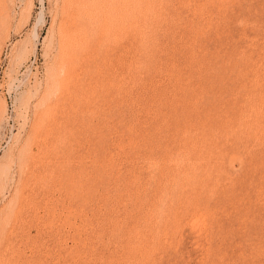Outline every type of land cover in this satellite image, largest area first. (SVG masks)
<instances>
[{
    "label": "rangeland",
    "instance_id": "rangeland-1",
    "mask_svg": "<svg viewBox=\"0 0 264 264\" xmlns=\"http://www.w3.org/2000/svg\"><path fill=\"white\" fill-rule=\"evenodd\" d=\"M0 242L264 264V0H0Z\"/></svg>",
    "mask_w": 264,
    "mask_h": 264
},
{
    "label": "bare ground",
    "instance_id": "bare-ground-1",
    "mask_svg": "<svg viewBox=\"0 0 264 264\" xmlns=\"http://www.w3.org/2000/svg\"><path fill=\"white\" fill-rule=\"evenodd\" d=\"M87 15H88V14H87ZM67 32H68V31H67ZM67 32H66V33H67ZM76 34H77V33H76ZM77 35H78V34H77ZM63 36H64V33H63ZM72 38H74V37H72ZM70 40H71V39H70ZM77 41H79V40H77ZM69 49H70V48H69ZM13 224H14V223H13ZM11 227H12V226H11ZM2 230H3V229H2ZM5 233H6V232H5ZM5 233H4V234H5ZM7 234H8V233H7ZM1 240H2V239H1ZM0 243H1V242H0ZM4 244H5V243H4ZM2 245H3V244H2ZM7 247H8V246H7ZM7 250H8V249H7ZM9 251H10V250H9ZM4 253H7V252H4ZM3 262H4V261H3ZM0 263H1V262H0ZM6 264H7V263H6Z\"/></svg>",
    "mask_w": 264,
    "mask_h": 264
}]
</instances>
